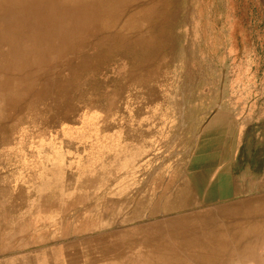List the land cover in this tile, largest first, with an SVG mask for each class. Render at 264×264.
Wrapping results in <instances>:
<instances>
[{"label": "rangeland", "instance_id": "rangeland-1", "mask_svg": "<svg viewBox=\"0 0 264 264\" xmlns=\"http://www.w3.org/2000/svg\"><path fill=\"white\" fill-rule=\"evenodd\" d=\"M125 3L0 42V264H139L152 228L264 202V0Z\"/></svg>", "mask_w": 264, "mask_h": 264}, {"label": "bare ground", "instance_id": "bare-ground-1", "mask_svg": "<svg viewBox=\"0 0 264 264\" xmlns=\"http://www.w3.org/2000/svg\"><path fill=\"white\" fill-rule=\"evenodd\" d=\"M137 0H0V42L8 37H31L24 34L28 29L33 30L35 37H43L44 32L52 31L57 35L65 32L71 26L72 37L79 36L88 22H92L102 10H109V6L126 5L125 2ZM123 11V10H122ZM138 12V11H137ZM108 16V15H107ZM52 33V34H53ZM6 54V53H4ZM0 52V64L5 70L11 68L12 55L4 56ZM7 57L6 60H2ZM2 72L0 68V73ZM5 80V81H3ZM9 85V80L0 74V90L4 84ZM167 105V104H166ZM92 107V106H91ZM94 107V106H93ZM165 107V106H164ZM118 108V107H117ZM151 108V107H150ZM152 109V108H151ZM155 109V108H154ZM166 109V108H165ZM115 110V109H114ZM170 110V109H169ZM152 111V110H151ZM156 113V112H155ZM113 114V113H112ZM152 114V113H151ZM115 115V114H113ZM112 115V116H113ZM117 115V114H116ZM115 115V116H116ZM110 117V116H109ZM121 117V116H120ZM119 117V118H120ZM150 117V116H148ZM147 117V118H148ZM153 117V116H152ZM159 118H161L159 116ZM134 120V119H133ZM139 120V119H138ZM107 121V120H106ZM109 121V120H108ZM136 121V120H135ZM151 121V120H150ZM113 122V121H112ZM119 122V121H118ZM138 122V121H137ZM106 123V122H105ZM123 124V123H122ZM141 124V123H140ZM152 124V123H151ZM102 125V124H101ZM101 128V127H100ZM123 128V127H122ZM153 128V127H152ZM102 129V128H101ZM149 129V127H148ZM114 135V134H113ZM92 137V136H91ZM104 142V141H103ZM151 143V142H150ZM138 146V145H137ZM77 147V146H76ZM121 148V147H120ZM137 148V147H136ZM67 149V148H66ZM88 149V148H87ZM148 149V148H147ZM45 150V149H44ZM120 151V150H119ZM127 151V150H126ZM147 151V150H145ZM113 152V151H112ZM144 152V151H143ZM75 153V152H74ZM130 153V152H129ZM134 153V152H133ZM9 154V153H8ZM11 154V153H10ZM111 154V153H109ZM127 154V153H126ZM125 154V156H126ZM131 154V153H130ZM141 154V153H140ZM120 155V154H119ZM124 155V154H123ZM129 155V154H128ZM164 155V154H163ZM10 156V155H9ZM13 156V155H12ZM124 157V156H123ZM127 157V156H126ZM29 158V157H28ZM27 158V159H28ZM70 158V157H69ZM140 158V157H139ZM14 159V158H13ZM22 159V158H20ZM74 159V158H72ZM138 159V158H137ZM215 159V158H214ZM67 160V159H66ZM102 160V159H101ZM15 161V159H14ZM21 161V160H20ZM19 161V164H20ZM216 161V160H214ZM223 161V160H222ZM221 161V162H222ZM6 162V161H5ZM16 162V161H15ZM119 162V161H118ZM10 163V162H9ZM88 163V162H87ZM18 164V163H17ZM84 164V163H83ZM95 164V163H94ZM98 164V163H97ZM112 164V163H111ZM212 164V163H211ZM223 164V163H222ZM6 165V164H4ZM12 165V164H11ZM241 165V164H240ZM244 164H242L243 166ZM8 166V165H7ZM220 166V165H219ZM223 166V165H222ZM234 166V165H233ZM48 167V166H47ZM95 167V166H94ZM110 167V165H109ZM117 167V166H116ZM121 167V166H120ZM131 167V166H130ZM2 168V167H1ZM26 168V167H25ZM97 168V167H96ZM108 168V167H107ZM106 168V169H107ZM214 168V167H213ZM241 168V167H240ZM239 168V169H240ZM4 169V168H3ZM137 169V168H136ZM1 170V169H0ZM24 170V169H23ZM27 170V169H26ZM86 170V169H85ZM101 170V169H100ZM127 170V169H126ZM129 170V169H128ZM214 170V169H213ZM224 170V169H223ZM228 170V169H227ZM71 171V170H69ZM116 171V170H115ZM124 171V170H123ZM232 171V170H231ZM234 171V170H233ZM25 172V171H24ZM30 172V171H29ZM28 172V173H29ZM33 172V171H32ZM89 172V171H88ZM118 172V171H117ZM122 172V171H121ZM217 172V171H216ZM219 172V171H218ZM80 173V172H79ZM107 173V172H106ZM171 173V172H170ZM213 173V172H212ZM220 173V172H219ZM222 173V172H221ZM234 173V172H233ZM232 173V174H233ZM10 174H13L10 172ZM89 174V173H88ZM110 174V173H108ZM255 174V173H254ZM80 175V174H78ZM116 175V174H115ZM217 176V175H216ZM3 177V176H2ZM76 177V176H75ZM89 177V175H88ZM111 177V176H110ZM9 178V177H8ZM5 178V179H8ZM81 178V177H80ZM85 178V177H84ZM169 178V177H168ZM226 178V177H225ZM60 179V178H59ZM126 179H128L126 177ZM148 179V178H147ZM146 179V180H147ZM214 179V178H213ZM227 179V178H226ZM53 180V179H51ZM102 180V179H101ZM123 180V178H122ZM129 180V179H128ZM12 181V180H11ZM59 181V180H58ZM124 181V180H123ZM127 181V180H126ZM168 181V180H167ZM63 182V181H62ZM1 183V182H0ZM56 183V182H55ZM58 183V182H57ZM56 183V184H57ZM77 183V182H76ZM98 183V182H97ZM119 183V182H118ZM227 183V182H226ZM52 184V183H51ZM122 184V183H121ZM120 184V185H121ZM163 184V183H162ZM55 186L54 184H52ZM98 185V184H97ZM100 185V184H99ZM232 185V184H231ZM8 186V185H7ZM62 186V185H61ZM60 186V187H61ZM74 186V185H73ZM123 186V185H122ZM133 186V185H132ZM161 186V185H160ZM229 186V185H228ZM37 187V186H36ZM50 187V186H49ZM6 188V187H5ZM8 188V187H7ZM45 188V187H44ZM98 188V187H97ZM134 188V187H133ZM155 188V187H154ZM162 188V187H161ZM46 189V188H45ZM102 189V188H101ZM60 190V189H59ZM162 190V189H161ZM205 190V189H204ZM99 191V190H98ZM1 192V191H0ZM46 192V191H45ZM49 192V191H48ZM68 192V191H67ZM96 192V190H95ZM163 192V191H162ZM63 193V192H62ZM99 193V192H98ZM60 194V193H59ZM86 194V193H85ZM252 194V192H251ZM123 195V194H122ZM138 195V194H137ZM174 195V194H173ZM70 196V195H69ZM17 197V196H16ZM33 197V196H32ZM61 197V196H60ZM111 197V196H110ZM248 197V196H247ZM1 198V197H0ZM68 198V197H67ZM66 198V199H67ZM118 198V197H117ZM220 198V197H219ZM235 198V197H234ZM240 198V197H239ZM244 198V197H243ZM171 200V199H170ZM188 200V199H187ZM226 200V198H225ZM154 201V200H153ZM224 201V200H221ZM4 203V201H1ZM33 202V201H31ZM39 202V201H38ZM188 202V201H187ZM63 203V202H62ZM86 203V202H85ZM201 203V202H200ZM15 204V203H14ZM26 204V203H24ZM28 204V203H27ZM175 204V203H174ZM258 208L244 210L241 213L229 214L226 224L220 222H207V217L202 221L197 219H180L178 222L166 224L163 228H152L165 236L157 242L147 255L140 256L139 264H231L246 260H255L254 244L262 242L255 236L264 237V230L257 226H250L256 217L264 219V202L258 203ZM23 205V204H22ZM31 205V204H30ZM1 206V205H0ZM38 206V205H37ZM122 206V205H121ZM2 207V206H1ZM20 207V206H18ZM123 207V206H122ZM22 208V207H21ZM30 208V206H29ZM40 208V207H39ZM7 209V208H6ZM12 209V208H11ZM42 209V208H40ZM60 209V208H59ZM58 209V211H59ZM4 210V209H3ZM26 210V209H25ZM24 210V211H25ZM33 210V209H32ZM36 210V209H35ZM46 210V209H45ZM5 211V210H4ZM17 211V210H16ZM20 211V210H19ZM42 211V210H41ZM40 211V213H41ZM56 211V210H55ZM117 211V210H116ZM147 211V210H146ZM174 211V210H173ZM177 211V210H176ZM15 212V211H14ZM43 212V211H42ZM128 212V211H127ZM233 212H236L233 210ZM58 213V212H56ZM106 213V212H105ZM118 213V212H117ZM178 213V212H177ZM176 213V214H177ZM12 214V213H11ZM14 214V213H13ZM146 214V213H145ZM31 215V214H28ZM15 216V215H14ZM23 216V215H22ZM21 216V217H22ZM101 216V215H100ZM120 216V215H119ZM31 217V216H30ZM125 217V216H124ZM145 217V216H144ZM5 219V217H3ZM14 218V217H13ZM102 218V217H101ZM117 218V217H116ZM8 219H11L10 216ZM91 219V218H90ZM141 219V218H140ZM170 219V218H169ZM30 220V219H29ZM28 220V221H29ZM118 220V219H117ZM115 220V221H117ZM145 220V219H144ZM11 221V220H10ZM97 221V220H96ZM104 221V220H103ZM107 221V220H106ZM197 221V222H196ZM16 222V221H15ZM27 222V221H26ZM224 222V221H223ZM264 223V221H262ZM69 223V222H68ZM90 223V222H89ZM14 224V223H13ZM30 224V223H29ZM33 224V223H32ZM40 224V223H39ZM137 224V223H136ZM48 225V224H47ZM118 225V224H117ZM177 225V226H176ZM12 226V224H11ZM42 226V225H41ZM40 226V227H41ZM52 226V225H51ZM102 226V225H101ZM130 226V225H129ZM250 226V227H249ZM10 227V226H9ZM27 227V224H26ZM60 227V225H59ZM260 227V226H259ZM19 229V228H18ZM85 229V228H84ZM83 229V230H84ZM94 230V229H93ZM23 231V230H22ZM29 231V230H28ZM69 231V230H68ZM96 231V230H95ZM103 232L105 230H102ZM117 231V229H116ZM33 232V231H32ZM61 232V231H60ZM76 232V231H75ZM92 232V230H91ZM99 232V231H98ZM64 233V232H63ZM93 233V232H92ZM102 233V232H100ZM12 234V233H11ZM73 234V233H72ZM75 234V233H74ZM95 234V233H94ZM35 235V234H34ZM69 235V234H68ZM88 235V234H87ZM102 235V234H100ZM110 235V234H109ZM20 236V235H19ZM78 237V236H77ZM36 238V237H35ZM39 238V237H38ZM60 238V237H59ZM79 238V237H78ZM77 238V239H78ZM89 238V237H88ZM261 238V239H262ZM66 239V238H65ZM64 239V240H65ZM91 239V238H90ZM96 239V238H95ZM112 239V238H111ZM24 240V239H23ZM39 240V239H38ZM93 240V239H92ZM28 241V240H27ZM31 241V240H30ZM10 242V241H9ZM65 242V241H64ZM104 242V241H103ZM63 243V242H62ZM19 244V243H18ZM17 244V245H18ZM27 244V243H26ZM55 244V243H54ZM58 244V243H57ZM103 244V243H102ZM106 244V243H105ZM121 245V244H120ZM15 246V245H14ZM23 246V245H22ZM29 246V245H28ZM51 246V245H50ZM7 247V246H6ZM46 247V246H45ZM49 247V246H47ZM59 247V246H58ZM108 247V246H107ZM6 249V248H5ZM41 249V248H40ZM105 249V248H104ZM49 250V249H48ZM60 250V248H59ZM95 250V249H94ZM96 251V250H95ZM48 252V251H47ZM57 252V251H55ZM51 253V250H50ZM60 254V253H58ZM55 255V253H54ZM57 255V253H56ZM99 255V254H98ZM124 256V255H123ZM58 257V256H56ZM60 257V256H59ZM101 257V256H100ZM122 257V256H120ZM55 258V257H54ZM52 258V259H54ZM119 258V257H118ZM50 259V258H49ZM113 259V257H112ZM104 260V259H103ZM108 260V259H107ZM85 261V259H84ZM106 261V260H105ZM55 263V262H54ZM103 263V261H102Z\"/></svg>", "mask_w": 264, "mask_h": 264}]
</instances>
